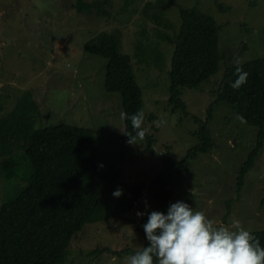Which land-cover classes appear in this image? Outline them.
I'll use <instances>...</instances> for the list:
<instances>
[{
	"label": "rangeland",
	"instance_id": "rangeland-1",
	"mask_svg": "<svg viewBox=\"0 0 264 264\" xmlns=\"http://www.w3.org/2000/svg\"><path fill=\"white\" fill-rule=\"evenodd\" d=\"M216 2L229 8L220 10ZM74 4L75 0H0V114L9 112L19 96L32 92L38 124L64 122L91 129L103 170L116 162L123 180L147 182L160 169L161 157L178 161L197 143L194 116L204 119L212 104L213 146L186 161L170 185V204L182 200L202 211L214 226L231 228L232 221L238 220L249 231L264 229V145L237 191V172L257 128L236 116L227 103H214L226 65L264 58V0H111L106 7L109 16L78 12ZM181 7L215 19L223 54L213 76L181 89L188 115L171 112L168 105L173 52L169 36L180 27ZM101 31L116 33L119 51L131 58L142 92V127L154 138L151 152L144 150L142 139L128 142L120 118V94L104 88L107 60L83 49V43ZM102 183L99 187H107ZM5 186L0 171V203L6 197ZM228 203L230 212L223 221ZM153 205L152 190L147 188L134 213L123 217L139 221L136 212L151 211ZM142 245V236L125 218L105 219L78 231L60 264H125L126 254L92 251Z\"/></svg>",
	"mask_w": 264,
	"mask_h": 264
},
{
	"label": "trees",
	"instance_id": "trees-1",
	"mask_svg": "<svg viewBox=\"0 0 264 264\" xmlns=\"http://www.w3.org/2000/svg\"><path fill=\"white\" fill-rule=\"evenodd\" d=\"M110 5L111 0H75L74 4L78 12L95 11L102 16H109L106 7ZM216 6L223 11L229 8L219 2ZM180 15L178 31L169 36L173 40V52L168 71V105L171 112L188 115L181 89L196 87L213 76L223 54L218 45L220 26L213 17L183 7ZM155 20L159 22V16ZM119 40L116 33L101 31L86 40L83 49L107 60L104 88L118 92L123 112L132 114L142 111V92L130 56L119 51ZM238 69L247 73L246 82L233 89L231 84L237 79ZM214 98V103H227L236 116L257 128L237 172L239 191L264 145V58L226 65ZM212 106L204 119L194 116L197 143L178 161L161 157L160 169L145 182L123 180L116 162L103 170L97 161L91 129L64 122L42 126L37 123L38 106L32 92L19 96L9 112L0 114V171L6 183V197L0 203V264H60L78 231L88 223L110 218H125L132 223L143 238L142 247L119 250L96 247L92 252L105 250L122 257L141 250L148 243L142 227L147 215L139 221L123 215L134 213L147 188L152 190L154 199L151 211L166 212L173 194L170 185L182 173L186 161L213 146L209 127ZM124 132L134 135L130 120H124ZM142 140L144 150L151 152L153 135L145 131ZM14 150L20 151L14 153ZM101 182L107 187H99ZM117 188L123 190L119 198L112 195ZM229 212L228 203L223 221ZM250 232L264 246V229Z\"/></svg>",
	"mask_w": 264,
	"mask_h": 264
},
{
	"label": "clouds",
	"instance_id": "clouds-1",
	"mask_svg": "<svg viewBox=\"0 0 264 264\" xmlns=\"http://www.w3.org/2000/svg\"><path fill=\"white\" fill-rule=\"evenodd\" d=\"M237 72V79L231 84L233 89L246 82L247 73L239 69ZM120 118L131 121L134 135L125 132L129 143L144 137L142 111L121 112ZM122 194L121 188L112 193L116 198ZM148 208L145 202V209ZM145 214L147 220L142 227L148 243L129 254L125 264H264V246L238 220L232 221L231 228L214 226L202 211L182 200L171 203L166 212H136L137 217Z\"/></svg>",
	"mask_w": 264,
	"mask_h": 264
}]
</instances>
